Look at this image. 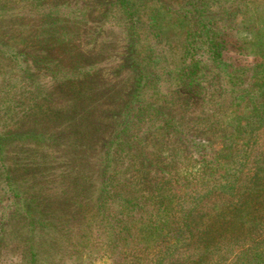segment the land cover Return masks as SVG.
<instances>
[{
	"label": "trees",
	"instance_id": "1",
	"mask_svg": "<svg viewBox=\"0 0 264 264\" xmlns=\"http://www.w3.org/2000/svg\"><path fill=\"white\" fill-rule=\"evenodd\" d=\"M10 1L0 0V13ZM37 1L36 37L66 41L67 74L81 84L51 77L35 87L57 122L73 110L96 121L103 113L99 52L84 45L106 52V24L122 33L123 51L111 58L131 81L94 190L53 173L19 177L15 139L39 148L26 167L53 165L63 142L34 127L0 129V261L264 264V0ZM217 13L229 17L228 31L201 24ZM28 46L9 48L25 76L44 58ZM12 246L20 254L4 257Z\"/></svg>",
	"mask_w": 264,
	"mask_h": 264
},
{
	"label": "rangeland",
	"instance_id": "2",
	"mask_svg": "<svg viewBox=\"0 0 264 264\" xmlns=\"http://www.w3.org/2000/svg\"><path fill=\"white\" fill-rule=\"evenodd\" d=\"M41 4L45 5L44 2ZM10 5L12 8L0 13V129L6 131L7 129L34 127L43 131L48 138L58 135L60 141L63 142L62 148L55 150L56 152L53 154L56 156L55 160L53 159L54 162L56 161L53 165L48 167L44 164H37L26 167L23 163L28 162L29 164L31 155L35 161L41 159L40 153L37 151L39 148L31 140L15 139V141H20V146L14 147L15 153H17L18 168H20L18 169L19 177L30 179L47 177L48 179L51 177L49 175L53 173L57 177L81 179L94 190L100 177V163L103 159L105 144L118 121V116L114 111H118V106L125 99L130 88L129 72H126V68H121L119 71L117 67L119 62L117 63L116 54L123 51L121 48L122 33L117 29L110 28L108 24L105 25V33L102 36L106 38V41L101 42H104L103 45L107 43L109 48L104 53L96 50L100 43L98 41L96 42L98 44L95 43V45L88 42L84 45L88 50L93 49L94 52H99V55L95 53L94 56L99 59L94 72L97 74L100 82L98 84L101 85L104 95L100 99L96 97L98 99L96 102H101L100 107L103 111V113H99V120L96 121L91 117H78L79 111L73 110L62 113V117L57 122L55 110L51 109L52 104H47L43 96H37L35 87L52 83L51 77H54V80H59L62 77L63 83L68 88L72 86L77 89L81 88L75 75L67 74L73 62L66 52V41L64 44L59 41L52 43L51 40L45 43L47 37L42 35L43 41L36 37V33L40 31L39 25L42 24L38 1L13 0L10 1ZM45 7L48 6L45 5ZM98 10L96 9V11ZM205 23L218 31H228L230 26L229 17L222 13H217L211 18V21L202 18L201 24ZM44 25H46L45 22ZM113 43H116L115 48H112ZM26 44L29 45L27 50L30 55L44 53V58L39 63L30 61L28 64H32L38 70L33 69L29 75L25 76L20 67L10 59L9 48L12 46V48L19 49ZM40 44L45 45V50ZM108 49H113L109 56L107 55ZM113 55L116 59L111 58ZM250 61L252 62L251 58ZM47 67L51 69L53 75L49 74L50 71L46 70ZM76 95L73 94L72 97L74 98ZM68 100V98H60L59 103L63 102L62 104L70 107L71 110L73 106L67 103ZM55 105L53 104V106ZM160 139V137L157 140L153 139L156 146H159ZM49 143L50 147L56 145L51 139ZM25 156L29 157V160L24 158ZM10 253L12 254L11 258L14 259L20 254V248L12 246L3 256L6 257ZM8 258L2 259L0 264L9 263ZM99 264L106 263L101 261Z\"/></svg>",
	"mask_w": 264,
	"mask_h": 264
}]
</instances>
